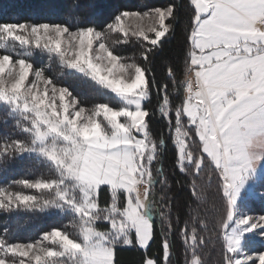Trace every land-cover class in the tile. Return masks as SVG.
I'll return each instance as SVG.
<instances>
[{
	"label": "snow or ice",
	"instance_id": "obj_1",
	"mask_svg": "<svg viewBox=\"0 0 264 264\" xmlns=\"http://www.w3.org/2000/svg\"><path fill=\"white\" fill-rule=\"evenodd\" d=\"M189 3L182 71L169 64L164 79L153 68L175 0L106 19L71 0L55 19L0 20V212L67 221L25 241L5 227L0 264H118L121 246L173 264L177 238L183 264H208L213 238L219 264H264V214L249 210L264 200V0ZM170 150L190 177L183 214L167 195ZM157 225L162 257L148 255Z\"/></svg>",
	"mask_w": 264,
	"mask_h": 264
},
{
	"label": "trees",
	"instance_id": "obj_2",
	"mask_svg": "<svg viewBox=\"0 0 264 264\" xmlns=\"http://www.w3.org/2000/svg\"><path fill=\"white\" fill-rule=\"evenodd\" d=\"M71 0H0V20L26 19L29 16L40 14L42 17L56 18L55 13L58 8L53 7L57 4H67ZM88 3L96 4L104 13L106 19L111 13L123 9H139L140 3H145L146 7L162 6L168 0H86ZM178 5V19L174 33L163 44L162 49L156 54L154 62V72L158 79H164L166 69L169 64L176 67L178 73L182 71V58L186 51V27L191 15L189 0H175ZM91 11V9H89ZM139 45H129L124 49V54L138 53ZM47 63V59L44 58ZM53 72H60L61 69L55 62L52 64ZM87 85H81L80 91L87 90ZM6 109L0 106V118L5 115ZM11 127V124H9ZM157 128L163 127L161 123L155 125ZM32 162L25 160L20 164H15L13 173L9 179H19L24 172L31 167ZM164 169L169 177L170 188L167 191L173 199L174 206L183 214L185 206L191 200L190 177L181 173L174 163L171 150L164 160ZM2 183V181H0ZM261 189L262 188H258ZM213 194L210 192L209 196ZM54 217L33 213H3L0 212V236L4 234L5 227L9 229L8 235L13 239L25 241L36 239L42 229H47L52 225L66 223ZM210 235V234H206ZM162 239L159 235V225H157V235L155 242L151 244L148 255L156 254L162 257ZM204 259L208 264H219L220 243L214 238L209 239L203 249ZM145 253L137 246H121L117 249L116 259L118 264H142ZM173 264H183V246L179 239L176 240L174 254L171 257Z\"/></svg>",
	"mask_w": 264,
	"mask_h": 264
},
{
	"label": "rangeland",
	"instance_id": "obj_3",
	"mask_svg": "<svg viewBox=\"0 0 264 264\" xmlns=\"http://www.w3.org/2000/svg\"><path fill=\"white\" fill-rule=\"evenodd\" d=\"M144 4L145 3H140V5L142 7L139 8V10H144L146 8V6ZM125 55H128V54H125ZM130 55L131 54H129V56ZM45 59H47V58L45 57ZM257 191L264 192V188H262V190L257 189ZM249 210H250V214H253V215L264 214V200H261L259 197H256L252 202H250ZM254 247H256V248L264 247V241H261L259 238H257L256 241L254 242Z\"/></svg>",
	"mask_w": 264,
	"mask_h": 264
}]
</instances>
